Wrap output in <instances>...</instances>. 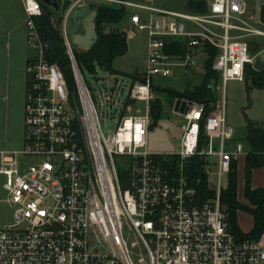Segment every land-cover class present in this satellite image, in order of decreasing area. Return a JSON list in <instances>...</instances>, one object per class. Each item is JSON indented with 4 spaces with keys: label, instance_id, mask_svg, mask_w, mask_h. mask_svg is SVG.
Wrapping results in <instances>:
<instances>
[{
    "label": "built area",
    "instance_id": "1",
    "mask_svg": "<svg viewBox=\"0 0 264 264\" xmlns=\"http://www.w3.org/2000/svg\"><path fill=\"white\" fill-rule=\"evenodd\" d=\"M101 1L157 15L148 21L130 15V23L148 38L146 71L128 94L144 103L145 114L119 113L114 132L105 136L66 33L69 11L60 29L76 98H70L59 68L43 58L34 24L41 13L38 0H22L27 41L37 52L25 69L23 146L0 151L4 203L12 211V223L0 228V264H264L262 238L236 237L220 203L222 178L227 179L232 161L242 153L240 143L227 145L234 130L226 122L224 97L208 115L202 104L191 101L182 114L177 152L146 150L153 77L194 66L209 47L216 52L212 69L223 90L229 81L244 82L245 66L253 67L254 58L264 52L263 46L251 56L247 39L264 38V29L246 18V0H201L204 11L187 14L133 0ZM161 15L175 20L164 22ZM168 37L187 40L183 55L164 51ZM201 130L207 139L199 148ZM172 155L179 157L176 172L158 159ZM192 156L205 160L204 172L216 170L213 195L204 202L182 171ZM28 158L36 162L26 164Z\"/></svg>",
    "mask_w": 264,
    "mask_h": 264
},
{
    "label": "rangeland",
    "instance_id": "2",
    "mask_svg": "<svg viewBox=\"0 0 264 264\" xmlns=\"http://www.w3.org/2000/svg\"><path fill=\"white\" fill-rule=\"evenodd\" d=\"M11 1V0H8ZM140 4H145L158 10L187 14V0H133ZM91 2L94 6H114L101 0H84L81 2ZM94 2V3H93ZM248 5V19L256 27L264 29V22L260 19L261 5L264 0H246ZM15 12V11H14ZM139 15L141 20L148 21L150 16H157L151 11H142L132 8H125L123 18L111 27L126 35L134 34L136 47L133 53L126 52L111 59L110 65L113 72H107L95 66L94 72L85 73L84 80L89 89L91 97L98 115L99 125L104 131V135H111L115 130V120L121 115L143 116L145 105L143 102H133L127 109L125 99L129 94V89L135 80H140L145 71L148 56V38L146 31H138L130 23L132 13ZM14 17L20 16V13ZM164 22L175 20L171 17L161 15ZM188 26L186 21L177 19ZM62 23V22H61ZM111 27H107L109 30ZM7 29V28H6ZM18 33L4 43L8 45V56L0 57V77L7 85V90L1 96H7V100L0 103V151H10L21 149L24 136V103H25V78L26 60L32 53L37 52L27 41V28L25 18L17 29ZM4 34H0L2 38ZM132 38V37H130ZM249 54L257 53L264 46V38L250 37L247 39ZM80 51L83 49L73 46ZM205 56L199 54L196 63L190 68L174 69L172 75L162 78L153 77L152 100H158L163 116L151 128L146 136V150L152 154H170L179 150L182 127L185 124L183 116L174 112V105L177 100L171 92L184 93L193 90L200 85L204 74ZM249 86V85H248ZM68 90V89H67ZM168 91V92H167ZM71 98H76V90L69 91ZM224 97V114L227 125L235 130L236 135L245 142L244 121L245 118L264 122V90L248 89L244 82L229 81L224 90L220 79H217L215 88V98L217 105ZM120 109V110H119ZM215 161V158H211ZM36 162L35 159H25L26 164ZM121 172L122 169L120 168ZM208 177V188H215L216 175L215 168H206ZM3 177L0 176V228L12 223V211L4 203L6 197L2 189ZM222 187L226 185V177L222 178ZM242 216V215H241ZM237 217V222L241 228H246L250 224L247 216ZM241 217V218H240ZM264 241V237L262 238Z\"/></svg>",
    "mask_w": 264,
    "mask_h": 264
},
{
    "label": "trees",
    "instance_id": "3",
    "mask_svg": "<svg viewBox=\"0 0 264 264\" xmlns=\"http://www.w3.org/2000/svg\"><path fill=\"white\" fill-rule=\"evenodd\" d=\"M41 13L34 18L35 28L39 39L43 44V58L48 64L56 65L63 74L67 89H75L71 63L66 54L61 35L62 18L59 17L48 5L38 0ZM186 7L190 12H202L205 5L201 0H187ZM92 10L96 12L95 30L98 34L94 45L87 50H76L72 48L74 60L79 68L83 78L85 73L94 72L95 66L100 69L113 72L111 69V59L115 56L122 55L127 51V35L113 29L111 26L118 23L124 15V8L120 6H94ZM260 19L264 22V4L261 5ZM107 27H111L106 30ZM167 54L176 56L183 55L187 40L185 38L164 39ZM206 56L204 63V74L200 85L193 90H187L183 94L191 101L204 106V115H208L215 110L216 98L215 88L219 76L213 71L212 66L215 60V49L206 47ZM253 53L252 55H254ZM85 82V80H84ZM245 83L247 90L250 88L264 89V72L256 71L251 65L245 66ZM86 84V83H85ZM249 85V86H248ZM168 92V91H167ZM173 93V92H170ZM174 94V93H173ZM176 98L178 95L174 94ZM70 98L71 95L69 94ZM134 101L127 96L125 106ZM163 109L158 100L150 102V115L153 127L163 116ZM123 116V115H122ZM246 141L250 151L244 159V192L243 196L247 204H242L237 200V176L235 160L231 163V170L227 175L225 187L220 192V203L226 215L227 223L240 239L260 240L264 237V189L252 188L250 185L251 173L254 169L264 166V127L258 122L246 121ZM206 136L201 130L199 137V148L206 143ZM163 167L171 168L173 172L177 171L179 157L172 155L169 157H158ZM205 160L199 156H192L185 160L183 165V174L189 185L195 189L196 196L200 202L206 201L213 192L208 188L207 177L204 172ZM237 211H243L253 219L252 228L244 233L239 228L236 221Z\"/></svg>",
    "mask_w": 264,
    "mask_h": 264
},
{
    "label": "crops",
    "instance_id": "4",
    "mask_svg": "<svg viewBox=\"0 0 264 264\" xmlns=\"http://www.w3.org/2000/svg\"><path fill=\"white\" fill-rule=\"evenodd\" d=\"M89 1H92V0H89ZM83 4H87L90 8V11L92 10L93 4H91V2H87V3H83ZM246 5H247V2H246ZM16 11H17V13H20L19 18H18V16L14 17L16 15V14H14V13H16ZM248 14H249V10H248V5H247V10H246V18L247 19H248ZM23 17L25 18L22 0H11V1L0 0V34H4V36L2 38H0V57H2L5 54H6V56H8V45L6 44V46H4V43L8 40V38L12 37L13 34L18 33L17 29H18L19 25L22 23ZM130 37H134V34H131V35L128 34L127 35V38H130ZM30 56L27 57L26 64H27ZM136 81H139V79L135 80L134 82H136ZM7 89H8L7 85L2 81V79L0 77V103L4 102L5 100L8 99L7 96H1V93ZM252 89H254V88H252ZM25 90H26V78H25ZM256 90H259V89H256ZM263 90L264 89H261L259 91H263ZM134 102H136V101H134ZM216 105H217V103H216ZM123 106H125V105H123ZM127 106L131 107L130 105H127ZM247 120H250V119L245 118V121H244V139H245V142L242 141V139L236 135V132L234 130V136H233L232 140L229 141L227 144L229 147L235 143H240L242 145V153L240 155H238V157L235 159L236 176H237V196L236 197H237V200L242 204H247V201L243 196V192H244V159H245V156L247 155V153H249V151H250L249 145L246 141L247 133L245 130V124H246ZM250 121L258 122L259 124H262L264 127V122L255 121V120H250ZM226 181H227V179H226ZM250 185L254 189L255 188H263L264 189V166L257 168V169H254L252 171L251 179H250ZM241 215L242 216L245 215L250 219V224L246 228H241L239 226V222H237V224H238L239 228L242 230V232L246 233L252 228L253 219L247 213H244L243 211H237L236 221H237V217H239Z\"/></svg>",
    "mask_w": 264,
    "mask_h": 264
},
{
    "label": "water",
    "instance_id": "5",
    "mask_svg": "<svg viewBox=\"0 0 264 264\" xmlns=\"http://www.w3.org/2000/svg\"><path fill=\"white\" fill-rule=\"evenodd\" d=\"M40 1L48 5L61 18H64L69 11L66 18V33L70 37L73 46L87 50L94 45L98 37L94 22L96 12L94 10L90 11L87 4L74 5V0ZM126 44V52L133 53L136 47L135 37L127 38ZM253 68L256 71L264 72V53L258 54L254 58ZM173 93L179 96L174 105V112L182 115L192 102L183 93Z\"/></svg>",
    "mask_w": 264,
    "mask_h": 264
}]
</instances>
